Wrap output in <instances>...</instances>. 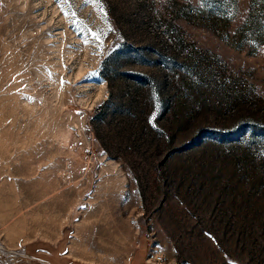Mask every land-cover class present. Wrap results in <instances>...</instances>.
Instances as JSON below:
<instances>
[{"label": "rangeland", "instance_id": "rangeland-1", "mask_svg": "<svg viewBox=\"0 0 264 264\" xmlns=\"http://www.w3.org/2000/svg\"><path fill=\"white\" fill-rule=\"evenodd\" d=\"M260 25L264 0H0V264L74 236L72 264H264Z\"/></svg>", "mask_w": 264, "mask_h": 264}, {"label": "crops", "instance_id": "crops-1", "mask_svg": "<svg viewBox=\"0 0 264 264\" xmlns=\"http://www.w3.org/2000/svg\"><path fill=\"white\" fill-rule=\"evenodd\" d=\"M103 236H109V237H104L102 239H97L96 242H94L93 244L95 245V247L93 246L94 249H97L99 251H105V252H115V255L117 254V250H118V241L116 239H114L112 241V237H110L112 235L111 232H109L108 229H105V232L102 233ZM53 243L58 244V241L55 238H52L51 240H49ZM82 244V243H81ZM79 243V239H77V236H74L72 238L69 237L68 241L65 240V244H62V248L60 249V253L64 256H67L68 258L65 259V264H72L74 263L75 259H79L76 255V253H79V248L81 247V245ZM123 244L127 245V242H124ZM86 245L85 243L83 244L82 249H89V246H84ZM121 249H126L125 247H122ZM76 252V253H75ZM72 256L73 259L70 257ZM64 259V258H63ZM129 264V262L127 263Z\"/></svg>", "mask_w": 264, "mask_h": 264}, {"label": "built area", "instance_id": "built-area-1", "mask_svg": "<svg viewBox=\"0 0 264 264\" xmlns=\"http://www.w3.org/2000/svg\"><path fill=\"white\" fill-rule=\"evenodd\" d=\"M147 261L152 262L154 264H165L166 259L165 256L161 252L151 251L150 255L147 258ZM166 263L168 264H184L181 261L177 260H168Z\"/></svg>", "mask_w": 264, "mask_h": 264}, {"label": "trees", "instance_id": "trees-1", "mask_svg": "<svg viewBox=\"0 0 264 264\" xmlns=\"http://www.w3.org/2000/svg\"><path fill=\"white\" fill-rule=\"evenodd\" d=\"M223 2V1H222ZM221 1H219V4H214L212 7L207 8L206 11L210 12V13H214V14H218V16L222 15L224 13V9L222 7V5L220 4ZM259 31L264 32V26L260 25L259 27H257Z\"/></svg>", "mask_w": 264, "mask_h": 264}]
</instances>
